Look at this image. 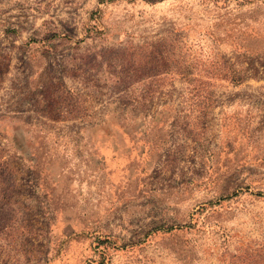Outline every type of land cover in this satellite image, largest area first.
Returning <instances> with one entry per match:
<instances>
[{
    "label": "rangeland",
    "instance_id": "1",
    "mask_svg": "<svg viewBox=\"0 0 264 264\" xmlns=\"http://www.w3.org/2000/svg\"><path fill=\"white\" fill-rule=\"evenodd\" d=\"M0 264H264V0H0Z\"/></svg>",
    "mask_w": 264,
    "mask_h": 264
}]
</instances>
